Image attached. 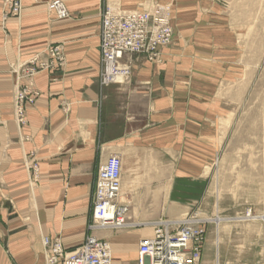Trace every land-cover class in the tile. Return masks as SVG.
<instances>
[{"label": "crops", "instance_id": "crops-1", "mask_svg": "<svg viewBox=\"0 0 264 264\" xmlns=\"http://www.w3.org/2000/svg\"><path fill=\"white\" fill-rule=\"evenodd\" d=\"M51 1L24 0L21 15L3 27L0 0V235H8L10 252L0 246V264H44L42 236L58 238L67 251L82 244L98 168L113 154L125 159L121 199L135 206L133 218L190 215L200 197L211 193L206 182L219 121L231 112L223 95L232 94L235 80H220L235 56L219 50L220 44L232 50L237 19L223 6L226 0H61L69 13L62 19L49 8ZM105 3L123 11L171 3L174 33L171 45L160 50V64L126 56L130 78L101 88ZM52 45L61 46L64 65L34 76L39 95L26 109L27 123L18 126L11 65ZM31 163L39 170L30 185ZM263 213L253 219L222 216L221 264H264ZM206 250L203 264L213 260L205 240L201 259ZM136 254L112 263L132 264Z\"/></svg>", "mask_w": 264, "mask_h": 264}, {"label": "rangeland", "instance_id": "rangeland-1", "mask_svg": "<svg viewBox=\"0 0 264 264\" xmlns=\"http://www.w3.org/2000/svg\"><path fill=\"white\" fill-rule=\"evenodd\" d=\"M221 2L224 7L227 5L229 6L228 14H230L232 18L237 19V25L233 28V30H235L234 32L229 29V31L233 32V36L235 35L234 40L236 39L234 43L228 44L229 49L231 47L232 50L225 49L223 47L224 44H220V53L226 52L224 54H233V56H235L234 59L229 60L227 73H222L220 81H225L227 77L229 80L235 81L231 84L233 86L230 87L233 89L231 90L232 94L223 95V98H225L228 103L227 109L231 112L219 121V137H221L219 140H221L219 148H215L212 171L211 174L208 175L206 182V187H208L211 193L210 195L206 194L204 198L201 196L195 208L191 211L192 213H190V215L196 214L203 219L212 218L215 215L221 217L244 216L247 210H251L253 216H256L255 214L260 211L264 212V0H226L225 2ZM16 4V0L11 2L7 9L8 15L4 17L1 26L4 27L9 18H18L13 14L16 13ZM23 4L24 1L21 2V8H23ZM107 6L116 8L111 4L105 3L101 9L102 13L100 12L102 17ZM156 6H167L169 8L168 22L174 33V26H172L171 23L174 10L173 4L153 3L149 5L147 10ZM157 46H160V44ZM155 52L157 53L158 49H155ZM124 54H128L133 60L137 58V56L148 59L147 54H151V51L144 48L140 51H126ZM31 56L20 60V62L28 60ZM51 59L52 58L49 59L50 63ZM159 60L155 64H160L163 59H161L160 62ZM127 61L130 63L132 62L131 60ZM15 64H12L11 67ZM54 68L59 67L58 65L51 66V69ZM124 81L118 80L111 84L123 83ZM239 81H241L240 85H236L239 84ZM215 85L217 84L215 83ZM105 86L106 85L100 83L101 88H105ZM237 86L238 88L236 89ZM213 88L217 87L213 86ZM230 100H236V102L232 103ZM115 155L119 157L123 156L122 154ZM252 163L258 164L259 169L254 170L251 166ZM27 170L29 172V184H34L38 177L36 181H33L29 168H27ZM127 205L129 206L130 212L128 216H131V211L135 206L131 207L130 203H127ZM262 215H264V213ZM162 217L163 216H160L157 219L145 221H159L162 219L173 220L171 218ZM134 220L141 221L135 218ZM260 224L262 226L260 231V243H262L264 231L263 222L261 220ZM128 231L131 230H113L112 233L113 235H119ZM151 231L154 233V227ZM7 238L8 235L5 237L0 235V246L5 249L9 255L10 252H8L5 243ZM215 238V224L213 222H207L204 239L207 243L210 241V254L213 256V260L209 264H214L215 260ZM112 246H114L113 241ZM137 248L138 245L134 249L135 252ZM206 257L207 250L204 251L200 264H203V258Z\"/></svg>", "mask_w": 264, "mask_h": 264}, {"label": "bare ground", "instance_id": "bare-ground-1", "mask_svg": "<svg viewBox=\"0 0 264 264\" xmlns=\"http://www.w3.org/2000/svg\"><path fill=\"white\" fill-rule=\"evenodd\" d=\"M52 1L53 2L58 1L55 4V6H57L58 9L62 11V14H60L54 10L58 18L62 19L69 16L65 4L61 0H52ZM52 1L50 5H52L53 3ZM4 7H5L4 2L2 0L1 22H3L4 19V14L2 13V9ZM105 9L113 18H115L113 19L114 22L120 23L121 21L123 23H126V26H128L130 31L131 28L133 29L134 26L142 24V20L144 19L143 16H147L148 18L155 19L156 22L159 24L160 29L163 28L167 29L166 34L168 37H166V35L162 37V40H164V38L166 37L167 41L165 42L162 41L160 43V46H156V49H158L157 57L152 60L144 58L146 59L147 62H153V63L158 62L159 59L161 60V51H160L161 48L169 46L173 39V30L168 22L169 8L167 6H163V7L156 6L148 10L146 9V10H133V11H123L112 8L110 6H107ZM100 18L101 21H100V33H99V50H100L101 68L99 74V82L101 84L108 85L117 82L118 80L124 81L128 79L132 73V64L128 62L127 59H125V56L129 57L128 54L127 55L122 54L119 59H115V57L113 56L114 54H112L113 56L112 59H108L106 58V56H104L103 49H105L106 52H108V49L106 47L108 40L106 38L104 41L102 40V32H103L102 29L107 31L108 26L105 21L103 24V17L101 15ZM120 25L121 23L117 26L119 27V30L121 31L128 30L127 32L130 33L128 28L125 29ZM114 30L115 32L119 33L116 28ZM162 32H164V30H162ZM120 34L121 33H119L118 35ZM51 54H57L59 60H56L54 57H51ZM50 58H52L51 66L58 65L59 68L63 67L64 56L60 45L49 46L42 53L34 54L28 60L17 63L11 67V70L15 74V79H16L15 87H14L13 113H14V119L18 124V126H23L27 123L26 109L29 105L35 103L39 95V91L37 90L34 84V80H33L34 76L39 72L45 70H51V66L46 67L45 66L46 64L42 66L40 65V63L47 61ZM28 62L29 64H27L28 65L27 69L30 68V71H28L27 69L23 70L20 68L22 66H25L24 64ZM263 132H264V115H263ZM219 138L221 137L217 138L216 148H219V143L221 140V139L219 140ZM263 142H264V136H263ZM27 168H29L31 172L33 181H36L39 170L38 165L36 163H31L27 165ZM113 172L115 173V176L112 175ZM124 176H125V159L123 156L119 157L118 155L115 154L110 155L99 166L96 182H95L91 219L90 222L88 223V233L82 244L85 242L87 237H93L95 239L102 240L103 242H105L110 264H113L112 261L116 262L121 259L122 260L127 259L128 261L129 260L132 261L135 256L134 249L137 245L139 247L141 243L145 241L158 243V240L155 238L158 234H164V232L166 231L165 234L167 236H171V234H175L178 231L180 232L182 227H188L190 229L188 230L187 237L183 241L185 247L182 248L181 253L179 252L178 255L180 261H182L183 264H200L202 247L204 244V240H205L204 238L206 234V223L213 222L215 224V235H216L214 242L215 244L214 264H221L220 226H221V222L225 221L226 219L218 215H215L212 218L203 219L198 217L196 214H191L180 220L162 219L159 221H145V220L135 221L133 218V214H135L134 211H136L135 208L132 209L131 216H128L130 213L129 206L121 199V194H124L125 185H126ZM110 181H114L115 183L117 182L116 184L118 187L117 190L116 189L113 190V194L111 198L105 197L104 192H101V189L98 188V184L100 182H105V183L108 182L107 185H110ZM101 201H104V204L102 205L104 215H111L113 216V218H118L116 219V221L119 220L120 223L122 222L121 224L120 223L116 224L115 223L116 221L114 223L103 224V221L101 219L102 217H100L101 214H99L98 211H94L96 204H100ZM241 218L250 219V218H256V216H253L251 214V210H247L246 214ZM228 219H235V218H228ZM258 219H260L264 224V215ZM153 227H154V233L151 231ZM124 229L127 230L130 229L131 231L124 232L119 235H113L112 233L113 230H124ZM137 231H140L142 236H146V237L140 238L141 237L140 235L137 238L138 236V234L136 233ZM112 241L114 246H112ZM41 242L43 245L44 264H65V259L63 261L62 258L63 253L74 251L82 245L80 244L74 250L67 251L63 248L62 242L58 238H50V236H42ZM52 243H57V245L51 246ZM150 247H152L151 243H150ZM195 249L198 252V257L196 261H192L191 260L192 256L189 253L191 252V250H195ZM112 250H113V254H112ZM263 253H264V248H263ZM137 255L138 254H136V257Z\"/></svg>", "mask_w": 264, "mask_h": 264}, {"label": "built area", "instance_id": "built-area-1", "mask_svg": "<svg viewBox=\"0 0 264 264\" xmlns=\"http://www.w3.org/2000/svg\"><path fill=\"white\" fill-rule=\"evenodd\" d=\"M12 1L13 0H3L5 6L3 8L4 17L8 15L7 9L9 8V5ZM22 1L24 0H16V13H13L16 17H19V15L21 14ZM57 2L58 1H54L52 3L53 6L51 5L49 8H51L53 11H57V13L62 14V11H60L58 7L55 6ZM143 18L144 19L142 20V24L134 26L133 29L131 28V31L128 26H126V23L120 21V26L125 29H129L130 33H128V30H119V27L117 26L120 23L114 22L113 19L115 18H113L105 9L103 13V24L105 21L108 26V30L106 31L102 29V40L104 41L105 38L108 40L106 45L108 52L103 49V53L105 54L104 56H106V58L112 59L114 56L115 59H119L121 55L126 51H140L144 48L151 51V54H147L149 60L155 59L157 57V53L155 52L156 46L159 45L162 41H167V29H160L159 24L153 18H148L147 16H143ZM115 28L119 33H121L120 35H118L119 33L115 32ZM162 30H164V32H162ZM164 35H166V37L164 38V40H162V37ZM112 54L114 55L112 56ZM51 57L59 60L57 54H51ZM27 64H29V62L24 64L25 66H22L20 68L23 70L27 69ZM44 64H46V67H49L52 63H50V60L40 63V65L42 66ZM27 70L30 71V68H28ZM112 175L115 176V173L113 172ZM116 183L114 181H110V185H107L108 182H100L98 184V188L101 189V192H104L105 197L111 198L113 190H117L118 188ZM103 204L104 201H101L100 204H96L94 211H98L99 214H101L100 217H102L101 219L103 221V224L114 223L118 218H113V216L111 215H104L102 208ZM115 223L119 224L120 222L119 220H117ZM189 229L190 228L188 227H182L180 232L178 231L175 234H171V236H167L165 234V231L164 234H158L155 237L158 240V243L150 241L141 243V245L137 249L138 255L136 257L137 259L135 261V264H183V262L180 261L178 253H181L182 248L185 247L183 241L187 237ZM150 243L152 244V247H150ZM56 245L57 243H52L51 246ZM189 254L192 256V261L197 260L198 252L196 251V249L191 250ZM62 258L63 261L65 259V264H110L105 242L93 237H87L85 242L76 250L71 252H64Z\"/></svg>", "mask_w": 264, "mask_h": 264}]
</instances>
